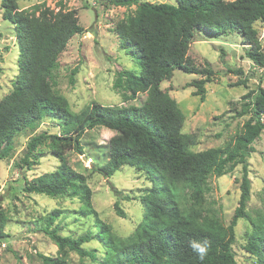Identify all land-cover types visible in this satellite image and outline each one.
<instances>
[{"label": "trees", "instance_id": "16d2710c", "mask_svg": "<svg viewBox=\"0 0 264 264\" xmlns=\"http://www.w3.org/2000/svg\"><path fill=\"white\" fill-rule=\"evenodd\" d=\"M177 1L178 4L104 0L105 6H137L115 24L113 31L121 46L136 59L140 72L119 70L114 86L128 92L125 99L135 100L140 93H146V99L141 105L94 101L73 111L68 98L54 90L50 78L70 39L85 32L77 10H55L46 4L21 9L18 0H1L3 17L16 24L20 56L14 89L0 100V162L13 149L18 133L35 128L45 118L57 120L60 133L44 131L33 136L22 163L32 169L43 145L60 165L53 172L25 180L24 191L51 197L79 195L82 213L95 217L94 230L75 237L62 235L54 224L63 210L55 209L47 215L42 230L63 254L74 251L98 264H238L233 251L235 227L240 218L249 216V158L264 130V88L259 86L243 96L246 101L241 115L250 117L240 132L222 147L193 151L194 135L183 130L185 114L161 83L171 79L176 68L203 75L190 85L196 87L194 94L205 100V85L213 80L215 71L211 66H198L189 55L198 30L212 37L239 32L248 45L247 57L264 67V50L255 27L256 22H264V0ZM229 70L242 73L241 68ZM99 126L116 134L108 141L107 160L95 163L93 169L108 178L129 164L152 182L139 197L145 207L143 219L127 238L118 236L99 217L85 175L69 162L68 152L83 154L84 134ZM238 165H242L241 193L228 225L212 217L202 218L195 208H187L186 200L202 201L211 175H224ZM112 188L121 194L115 186ZM116 209L126 216L118 203ZM8 220L7 211L0 206V240L10 236L5 229ZM250 220L253 229L245 248L257 264H264V213ZM92 240L100 241L105 249L101 259L97 249L84 247ZM205 240L210 246L201 259L191 244ZM40 256L44 264H67L62 256Z\"/></svg>", "mask_w": 264, "mask_h": 264}, {"label": "rangeland", "instance_id": "374dc122", "mask_svg": "<svg viewBox=\"0 0 264 264\" xmlns=\"http://www.w3.org/2000/svg\"><path fill=\"white\" fill-rule=\"evenodd\" d=\"M145 1L178 4L177 0ZM18 3L21 9L46 4L55 10L60 7L77 10L79 23L85 32L70 39L50 78L54 90L68 98L73 111H80L94 101L104 105H141L144 102L146 93H140L135 100H128L125 99L128 92L114 86L119 70L140 72L136 59L121 46L113 31L120 19L136 10V5L105 6L104 0H18ZM2 13L0 0V100L14 89L20 56L16 24L5 19ZM255 27L264 50V22H256ZM247 47L239 32L212 37L198 30L189 55L198 66H211L215 71L213 80L205 85V100L195 95L196 87L190 85L203 75L176 68L172 78L161 83L185 114L183 130L194 135L193 151L224 146L240 132L250 117V114L241 115L246 101L243 96L259 86L264 88V67L247 57ZM229 68H241L242 73ZM74 69H77L75 74ZM241 80L245 83H240ZM57 122L45 118L35 128L18 133L13 140V149L0 162V206L9 215L5 229L10 234L5 240H0V264H44L40 253L54 258L62 256L67 264H98L89 258H81L74 251L63 254L42 230L45 218L55 209L63 210L54 223L62 235L76 237L88 229L94 230L95 217L82 213L79 195L51 197L24 191L25 180L53 172L60 165L59 159L43 145L40 146L39 161L32 169L22 163L33 136L44 131L60 133ZM114 134L116 131L103 126L88 129L82 138L84 153L70 150L68 158L71 166L85 175L92 190V204L99 217L118 236L127 238L143 219L145 207L139 197L152 186V182L144 172L129 164L108 178L93 169L95 163L102 164L107 160L108 141ZM254 146L255 151L249 158V216L240 218L235 227L233 251L238 264H257L245 246L253 229L250 218L264 213V130ZM241 178L242 165L221 176L211 175L202 201L186 200L187 208H195L202 218L212 217L228 225L238 206ZM114 186L121 194L113 190ZM123 195L134 198L126 199ZM116 203L126 216L117 212ZM84 247L97 249L100 259L104 256L105 249L98 240L87 242Z\"/></svg>", "mask_w": 264, "mask_h": 264}, {"label": "clouds", "instance_id": "9594fccd", "mask_svg": "<svg viewBox=\"0 0 264 264\" xmlns=\"http://www.w3.org/2000/svg\"><path fill=\"white\" fill-rule=\"evenodd\" d=\"M209 243L207 240L203 241L202 243L200 242H193L191 244L192 250L201 258L203 259L207 253H208V248H209Z\"/></svg>", "mask_w": 264, "mask_h": 264}]
</instances>
